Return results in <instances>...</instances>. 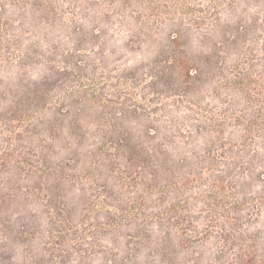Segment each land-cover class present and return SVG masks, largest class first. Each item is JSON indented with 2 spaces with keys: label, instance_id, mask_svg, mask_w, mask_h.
I'll list each match as a JSON object with an SVG mask.
<instances>
[{
  "label": "trees",
  "instance_id": "trees-1",
  "mask_svg": "<svg viewBox=\"0 0 264 264\" xmlns=\"http://www.w3.org/2000/svg\"><path fill=\"white\" fill-rule=\"evenodd\" d=\"M0 264H264V0H0Z\"/></svg>",
  "mask_w": 264,
  "mask_h": 264
},
{
  "label": "rangeland",
  "instance_id": "rangeland-1",
  "mask_svg": "<svg viewBox=\"0 0 264 264\" xmlns=\"http://www.w3.org/2000/svg\"><path fill=\"white\" fill-rule=\"evenodd\" d=\"M116 89H117V90H120V89H119V87H118V88H116Z\"/></svg>",
  "mask_w": 264,
  "mask_h": 264
}]
</instances>
